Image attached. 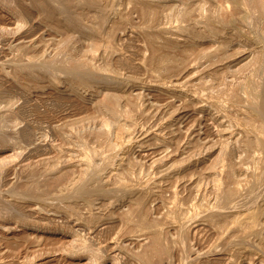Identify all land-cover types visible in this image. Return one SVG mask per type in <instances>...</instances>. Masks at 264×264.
Here are the masks:
<instances>
[{"label": "rangeland", "instance_id": "1", "mask_svg": "<svg viewBox=\"0 0 264 264\" xmlns=\"http://www.w3.org/2000/svg\"><path fill=\"white\" fill-rule=\"evenodd\" d=\"M263 95L264 0H0V264H264Z\"/></svg>", "mask_w": 264, "mask_h": 264}, {"label": "bare ground", "instance_id": "2", "mask_svg": "<svg viewBox=\"0 0 264 264\" xmlns=\"http://www.w3.org/2000/svg\"><path fill=\"white\" fill-rule=\"evenodd\" d=\"M261 3H262V2H261ZM261 5H262V4H261ZM80 66H81V65H80ZM75 67H76V66H75ZM77 67H78V66H77ZM67 69H68V68H67ZM72 69H73V68H72ZM76 69H77V68H76ZM79 70H81V69H79ZM69 71H70V70H69ZM79 74H80V73H79ZM238 84H239V83H238ZM173 85H175V83H174ZM245 95H246V94H245ZM261 95H262V94H261ZM263 96H264V95H263ZM263 98H264V97H263ZM261 99H262V98H261ZM261 99H258V100H261ZM256 101H257V100H255V102H256ZM255 102H254V103H255ZM154 104H155V103H154ZM257 104H259V103H257ZM260 104H261V102H260ZM260 104H259V107H261ZM254 105H255V104H254ZM254 105H253V106H254ZM262 106H264V104H263ZM258 114H261V113L258 112ZM255 115H256V114H255ZM182 116H183V115H180V117H182ZM183 117H184V116H183ZM222 120H223V119H222ZM260 120H261V119H260ZM220 122H221V121H220ZM255 126H256V125H255ZM226 128H227V127H226ZM192 129H193V128H192ZM220 131H221V132H224L225 130L223 131V129H221ZM220 131H219V132H220ZM225 132H227V130H226ZM227 133H228V132H227ZM227 133H225V134H227ZM230 133H231V131H230ZM232 133H233V132H232ZM154 134H155V133H154L153 131H149V130H145V131H143L142 133L140 132V134H139L140 137H139V139H138V140H139L138 142H140L139 146L142 147V148H144V149H142L143 152H146V153H147L148 150H150V147H148L149 145L147 144L148 146L146 147L145 145H143V142H144V141H147V139H150L151 137H153ZM211 134H212V132H211ZM209 135H210V134H209ZM214 135H216V134H214ZM218 135H219V133H218ZM231 135H232V134H231ZM212 136H213V134H212ZM227 136H228V138H229V135H227ZM232 136H233V135H232ZM230 137H231V136H230ZM263 138H264V137H263ZM203 140H204V139H203ZM206 140H208V138H206ZM226 140H227V139H226ZM248 140H249V139H248ZM262 140H263V139H262ZM258 142H259V141H258ZM262 142H263V141H262ZM205 143H206V142H205ZM213 143H214V142H213ZM211 148H212V146H211ZM213 148H214V146H213ZM208 149H209V148H208ZM263 149H264V148H263ZM211 150H212V149H211ZM211 150H210V151H211ZM260 150H261V149H260ZM208 151H209V150H208ZM146 153H145V154H146ZM140 154H141V153H140ZM145 154H144V155H145ZM139 156H140V155H139ZM161 156H162V155H161ZM161 156H159V157H161ZM262 157H263V156H262ZM150 158H151V157H150ZM160 159H161V158H159V160H160ZM263 159H264V158H263ZM154 160H155V159H154ZM154 160H153V161H154ZM156 160L159 162L158 158H157ZM161 160H162V159H161ZM253 161H254V160H253ZM161 162H162V161H161ZM257 167H258V166H257ZM261 167H262V165H261ZM259 169H260V168H259ZM251 171H252V170H251ZM262 171H264V170H262ZM262 171H261V172H262ZM249 174H250V172H249ZM255 176H256V175H255ZM245 177H246V176H245ZM251 177H252V176H251ZM262 177H263V176H262ZM263 178H264V177H263ZM261 179H262V178H261ZM250 181H251V180H250ZM253 181H254V179H253ZM257 181H258V180H257ZM260 181H261V180H260ZM262 182H263V181H262ZM253 183H254V182H253ZM258 184H259V183H258ZM258 184H257V186H258ZM251 186L253 187V185H251ZM254 188H256V186H255ZM252 189H253V188H252ZM252 189H251V190H252ZM251 190H250V191H251ZM253 190H254V189H253ZM255 190H256V189H255ZM255 190H254V191H255ZM237 192H238V191H237ZM255 192H256V191H255ZM255 192H254V194H255ZM235 193H236V191H235ZM246 195H247V194H246ZM251 195H252V194H251ZM251 195H250V196H251ZM243 197H245V196H243ZM243 199H244V198H243ZM246 199H247V198H246ZM250 199H251V198H250ZM245 201H246V200H245ZM154 243H155V242H154ZM155 244H156V243H155Z\"/></svg>", "mask_w": 264, "mask_h": 264}]
</instances>
